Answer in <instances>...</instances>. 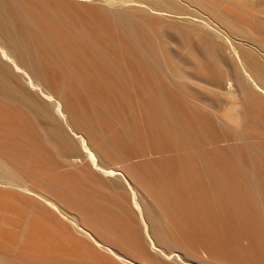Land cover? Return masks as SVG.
<instances>
[{
	"label": "bare ground",
	"instance_id": "6f19581e",
	"mask_svg": "<svg viewBox=\"0 0 264 264\" xmlns=\"http://www.w3.org/2000/svg\"><path fill=\"white\" fill-rule=\"evenodd\" d=\"M145 1L152 11L182 9L174 0L119 3ZM146 14L84 0H0L2 185L38 206L31 229L46 252L68 227L118 264H264V98L248 87L264 91V66L251 58L236 77L246 90L240 137L248 141L230 142L239 136L163 77L136 21ZM167 32L185 39L174 24ZM195 48L210 60L222 53L209 40ZM196 74L225 82L214 68ZM64 163L72 168L61 171ZM26 176L42 188L26 186ZM34 256L38 264H91Z\"/></svg>",
	"mask_w": 264,
	"mask_h": 264
},
{
	"label": "rangeland",
	"instance_id": "374dc122",
	"mask_svg": "<svg viewBox=\"0 0 264 264\" xmlns=\"http://www.w3.org/2000/svg\"><path fill=\"white\" fill-rule=\"evenodd\" d=\"M84 1L87 4L97 5L106 9L143 8L147 14L138 16L136 21L149 32V39L162 59L163 77L167 79L172 87L185 92L192 100L194 99V102L211 112L214 115L213 117L217 118L231 132L240 137V133L247 128L243 113L246 90L237 86L235 82L237 76L251 69V58L256 60L259 65L264 66V0H174L183 9H180L183 11L182 14L180 10L172 13L152 11L147 1L134 4H122L119 3V0H112L113 2L111 1V3L113 4L105 2L110 0ZM172 24L179 26L184 31L185 39L182 43L167 32L168 27ZM201 40H209L215 47H221L222 53L217 51L211 60L204 57L196 52L195 48L196 43ZM190 55H193V57H190ZM200 66L216 69L217 72L225 76L224 84L213 86L208 84L212 82L210 80L208 83L201 81V76L196 74ZM132 84L134 85V83H129L130 86ZM248 87H251L258 96L264 98V91L260 87L253 85ZM200 91H202V94ZM205 92L217 94V99L207 97L204 94ZM229 114L234 116V120H238L241 123L237 124L233 122L234 120H230ZM233 137L230 142L240 143L245 140L248 141L247 139L243 140L242 136L240 139H233ZM141 160L143 158L134 159L132 162L136 163ZM75 161L80 162V159ZM62 166L64 167L61 171L72 168L71 163H64ZM109 167L112 168L113 166ZM26 177L22 180H25ZM7 179L9 177L0 173V264H38L36 260L35 262L31 259L35 262L32 263L28 256L33 258L34 255H38L40 258V256H46V254L53 258L56 255L55 257L60 258V260L69 258L82 263L86 261L91 264H118L113 256H108L101 249L96 248L89 239L79 234L75 229L69 232V228L66 227L65 229V226H62L65 231L62 230L61 226L58 228V230L60 229L59 233L63 231V234H70L67 236L62 233L58 234L63 235V239L66 236L63 242H54L50 250L48 248L49 252L44 250L46 247L40 248L43 254L46 252V254L40 255V249L37 247L41 244L43 245V243V246H45V242H40L38 245L39 239H36L37 236L33 234L34 231L31 229L33 228L31 227L33 225L32 217L34 219V215L38 214L37 209L39 208L35 205L37 207L35 209H32L33 206L27 207L26 200H29V197L24 195L22 197L17 189L2 185ZM24 184L34 190L42 188L35 179L29 177L24 181ZM21 198L22 200L19 201ZM2 207L4 208L2 209ZM17 208L19 211H16L20 213V216L15 211ZM40 209L42 208L40 207ZM66 230H68L67 233ZM165 235L168 237L167 234ZM5 237H7L8 241ZM65 240L68 242L66 241V245H63ZM34 246L39 250L38 252L35 250L36 248L34 249ZM168 249L175 250L174 254L178 257L180 255L185 257V254L178 247H168ZM152 253H148V255H152ZM24 255L28 256L23 257ZM154 255L151 258L155 259ZM20 256L23 259L27 258L28 261L26 260L25 262ZM47 256L46 259H48ZM156 259L154 264H209L207 261H201L194 257L191 258L190 262L183 260L184 263H179L182 261L169 263L164 262L160 258ZM187 259L189 260L190 256Z\"/></svg>",
	"mask_w": 264,
	"mask_h": 264
}]
</instances>
